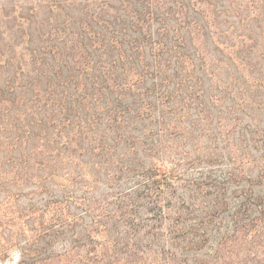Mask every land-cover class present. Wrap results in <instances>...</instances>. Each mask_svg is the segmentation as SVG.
I'll list each match as a JSON object with an SVG mask.
<instances>
[{"label":"rangeland","instance_id":"rangeland-1","mask_svg":"<svg viewBox=\"0 0 264 264\" xmlns=\"http://www.w3.org/2000/svg\"><path fill=\"white\" fill-rule=\"evenodd\" d=\"M0 264H264V0H0Z\"/></svg>","mask_w":264,"mask_h":264},{"label":"trees","instance_id":"trees-1","mask_svg":"<svg viewBox=\"0 0 264 264\" xmlns=\"http://www.w3.org/2000/svg\"><path fill=\"white\" fill-rule=\"evenodd\" d=\"M248 223L252 224V221L251 222H248ZM203 242H205V241H203Z\"/></svg>","mask_w":264,"mask_h":264}]
</instances>
